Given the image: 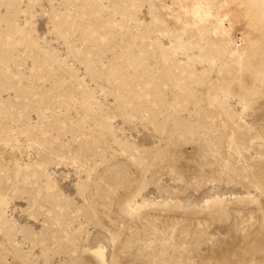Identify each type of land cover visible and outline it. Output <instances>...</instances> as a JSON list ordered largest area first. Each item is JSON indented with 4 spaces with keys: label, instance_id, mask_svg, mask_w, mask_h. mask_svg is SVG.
Wrapping results in <instances>:
<instances>
[{
    "label": "rangeland",
    "instance_id": "1",
    "mask_svg": "<svg viewBox=\"0 0 264 264\" xmlns=\"http://www.w3.org/2000/svg\"><path fill=\"white\" fill-rule=\"evenodd\" d=\"M0 264H264V0H0Z\"/></svg>",
    "mask_w": 264,
    "mask_h": 264
},
{
    "label": "bare ground",
    "instance_id": "2",
    "mask_svg": "<svg viewBox=\"0 0 264 264\" xmlns=\"http://www.w3.org/2000/svg\"><path fill=\"white\" fill-rule=\"evenodd\" d=\"M202 10H203L202 8H194V13H195V11L196 12H199V11H202ZM195 18H197L199 20H203V19L211 20L212 23H217V21L219 19V18L217 19V16H213L209 11H205V10H204V16H201L198 13V14H196V17ZM228 40H229V44L232 45L231 39H228Z\"/></svg>",
    "mask_w": 264,
    "mask_h": 264
}]
</instances>
